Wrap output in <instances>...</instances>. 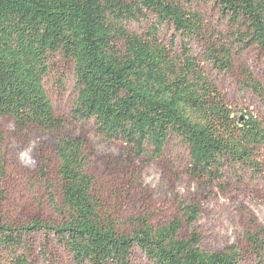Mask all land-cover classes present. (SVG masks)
<instances>
[{"label":"trees","instance_id":"1","mask_svg":"<svg viewBox=\"0 0 264 264\" xmlns=\"http://www.w3.org/2000/svg\"><path fill=\"white\" fill-rule=\"evenodd\" d=\"M202 5L217 10L225 31L208 27ZM197 39L209 42L201 57L192 46ZM251 46L264 53V0H0V117L19 130L56 133L61 198H51L59 221L13 224L0 209V264H34L28 254L38 233L75 264H138V253L151 264H264V224L254 216L245 231L248 251L204 249L197 233L180 234L176 218L155 226L137 217L129 233L118 229L102 216L84 139L64 132L45 87L59 55L73 64L76 120L122 139L136 157H161L175 139L188 149L191 176L226 189L229 178L264 180L263 122L250 110L237 113L211 75L230 70ZM244 82L264 99L250 73ZM181 208L185 224H194L199 202L183 200Z\"/></svg>","mask_w":264,"mask_h":264},{"label":"rangeland","instance_id":"2","mask_svg":"<svg viewBox=\"0 0 264 264\" xmlns=\"http://www.w3.org/2000/svg\"><path fill=\"white\" fill-rule=\"evenodd\" d=\"M206 24L216 31H225L219 13L211 5H202ZM145 24V22H143ZM142 24V25H143ZM132 28L139 31L136 24ZM167 37L173 35L165 28ZM209 42L197 39L193 50L198 57ZM250 73L263 87L264 53L251 46L235 55L230 70L213 71L212 77L237 112L250 110L264 124V99L245 85ZM47 94L58 116L65 120V133L82 137L89 156L88 171L94 177V193L101 203L102 216L115 222L121 231L130 232L137 217L147 218L150 224L164 225L172 219L182 220L180 234L190 237L197 233L200 245L208 250H221L235 245L248 251L245 231L254 216L264 224V180L245 176L242 181L228 179L227 187L203 186L188 171V149L173 139L163 156L136 157L122 139H106L92 123L76 120L72 108L77 96L73 64L56 55L45 79ZM3 143L0 146L3 174L0 175V209L3 218L13 224L61 220L51 198L60 202L57 162L52 148L56 133L31 125L19 130L13 120L0 117ZM46 161V162H45ZM52 185V186H51ZM51 186V188H49ZM197 200L201 213L192 225L185 224L181 202ZM34 264H75L68 252L57 243L45 240L42 233L31 235ZM138 264H151L137 254ZM250 264H257L250 258Z\"/></svg>","mask_w":264,"mask_h":264}]
</instances>
